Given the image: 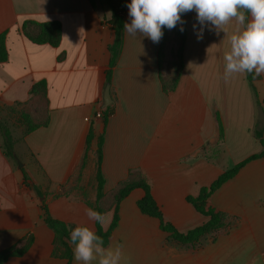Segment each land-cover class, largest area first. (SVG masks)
<instances>
[{
    "label": "crops",
    "instance_id": "1",
    "mask_svg": "<svg viewBox=\"0 0 264 264\" xmlns=\"http://www.w3.org/2000/svg\"><path fill=\"white\" fill-rule=\"evenodd\" d=\"M102 2L0 0L8 49L0 63V119L23 163L4 154L0 137V252L33 238L23 256L5 264H66L52 255L55 234L43 219V202L52 217L93 230L85 209L98 205L107 229L112 198L139 181L151 185L164 218L179 231L202 225L207 218L187 197L263 149L255 131H264V73L253 82L257 97L247 73L224 78V53L243 25L232 19L219 34L206 27L197 40L190 11L182 14L184 31L163 28L158 43L123 30L110 67L116 35L111 7ZM123 16L130 22L127 7ZM54 21L61 26L58 46L25 35L37 36ZM40 81L47 84L46 116L38 118V98L29 102L28 114L41 126L26 132L19 104L30 101ZM107 84L111 103L104 107ZM100 138L105 186L97 201ZM144 195L137 187L120 202L118 227L105 245L122 246L121 264H264V158L248 162L212 194L227 225L196 247L168 243L159 220L140 211Z\"/></svg>",
    "mask_w": 264,
    "mask_h": 264
},
{
    "label": "trees",
    "instance_id": "2",
    "mask_svg": "<svg viewBox=\"0 0 264 264\" xmlns=\"http://www.w3.org/2000/svg\"><path fill=\"white\" fill-rule=\"evenodd\" d=\"M94 5V0H90ZM108 5L111 7L112 14L109 23L112 29L115 32L116 40L114 45L111 47L112 52V61L110 67L113 65V60L115 58L117 49L120 45L121 34L123 31V25L125 19L123 13L126 9L127 0H106ZM40 33L37 36H32L25 33V35L37 44H49L51 46H58L61 35V26L57 21L49 22L41 25ZM7 32L0 34V63L5 62L8 59V49L6 44ZM180 43L181 33H180ZM181 47V45H180ZM181 51V50H180ZM107 81H110L111 69L107 71ZM248 80L252 85V89L255 97H257V92L253 86L254 80L257 78V75L247 73ZM46 92L47 84L46 81H40L36 83L30 91V101L19 104L20 110L18 111L21 123L26 129V132L36 130L41 125L34 124L32 118L28 114L29 102L33 101L35 98H38L40 105L43 106V110L37 111L38 118H43L46 116L45 106H46ZM107 114H105V117ZM255 136L261 139L263 149L261 152L253 154L246 158L245 160L239 162L234 167L226 170L221 175H219L209 186L203 187L200 190V193L193 197L188 196L187 201L195 208V210L200 213L202 216L207 218V221L202 225L196 226L192 229H189L185 232L179 231L173 224L167 221L164 218V215L158 206L154 195L152 193V188L149 183L146 181H139L122 187L112 198L114 203V215L112 221L107 229H103L101 224L96 223V230H94L98 235L103 237L105 245L109 243V240L112 236L114 230L118 227L120 221L119 215V206L120 202L134 189L142 188L145 192L143 198L138 201V207L140 211L148 216L157 218L160 222V228L163 232L167 234L166 241L168 243H178L181 245H190L196 247L201 244L204 237L210 235L212 240H214L217 234L226 228V215L222 213L216 206L210 202V197L212 194L218 190L226 181L233 178L239 170L244 167L248 162L264 158V131H255ZM0 137L2 138V149L4 154L16 161L14 154V140L8 126L0 119ZM89 143V138H88ZM101 161H102V138H100L97 150V201L101 200L104 196V184L105 180L101 172ZM24 178L27 184H30V179L25 173ZM40 195H43L37 187H34ZM43 209V219L45 223L51 228L55 234L53 242V251L52 255L56 258H62L66 260V264H73V255H72V246L68 243V236L70 229L76 227V225L66 223L62 220L56 219L51 216L49 208L45 202L42 204ZM95 210L102 213L101 209L96 205ZM28 238H24L18 244H15L9 248L4 249L0 252V264H5L9 258L12 257H21L23 256L30 248L33 243V238L31 234L28 235ZM213 236V237H212Z\"/></svg>",
    "mask_w": 264,
    "mask_h": 264
},
{
    "label": "clouds",
    "instance_id": "3",
    "mask_svg": "<svg viewBox=\"0 0 264 264\" xmlns=\"http://www.w3.org/2000/svg\"><path fill=\"white\" fill-rule=\"evenodd\" d=\"M130 22L123 30L130 36L142 34L153 43L163 36V28L186 23L182 14L194 11L192 28L197 40L203 38L205 28L223 31L232 19L243 29L230 37V50L224 53V78L234 73L259 75L264 73V0H130L126 4ZM224 32V31H223ZM89 221L104 224L106 214L86 208ZM68 243L72 246L75 264H121L122 246H105L103 237L87 225L70 229Z\"/></svg>",
    "mask_w": 264,
    "mask_h": 264
},
{
    "label": "water",
    "instance_id": "4",
    "mask_svg": "<svg viewBox=\"0 0 264 264\" xmlns=\"http://www.w3.org/2000/svg\"><path fill=\"white\" fill-rule=\"evenodd\" d=\"M111 103V98H110V85L107 84L105 92H104V96H103V106H108ZM15 159L17 160V163H19V167L23 166V163L20 162V160L18 159L16 153L14 154Z\"/></svg>",
    "mask_w": 264,
    "mask_h": 264
},
{
    "label": "rangeland",
    "instance_id": "5",
    "mask_svg": "<svg viewBox=\"0 0 264 264\" xmlns=\"http://www.w3.org/2000/svg\"><path fill=\"white\" fill-rule=\"evenodd\" d=\"M99 1H101V2L103 1L102 4H106V5H108V3L106 2V0H99ZM19 160H20V159H19ZM20 162H21V161H20ZM18 165H19V163H18ZM212 237H213V236H212Z\"/></svg>",
    "mask_w": 264,
    "mask_h": 264
}]
</instances>
